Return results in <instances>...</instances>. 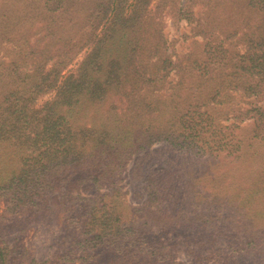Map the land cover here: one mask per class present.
<instances>
[{
    "label": "rangeland",
    "instance_id": "obj_1",
    "mask_svg": "<svg viewBox=\"0 0 264 264\" xmlns=\"http://www.w3.org/2000/svg\"><path fill=\"white\" fill-rule=\"evenodd\" d=\"M98 6L104 7L99 10ZM115 20H127L131 25L140 23L148 42L144 44L146 51L154 27L158 28L166 39L161 50L172 61L183 60L193 53L198 58L193 68L197 75L208 69L209 74L227 75L218 97L229 96L227 101L211 100L196 108L195 118L200 117L204 126L195 140L184 145L156 141L134 153L116 172L113 181L109 180L120 189L122 205L128 211V218H124L136 216L135 223L147 218L156 220L142 227L162 231L163 238L175 239L177 244L173 247L166 242L165 249L173 247L175 259L184 264H235L234 260L238 264H262L264 138L254 136L256 127L252 121L255 115L264 120L263 114L254 113L256 108H264V82L260 84L263 91L258 97L244 89L264 79V47L255 42L264 37V0H0V57L5 64L9 63L11 52L22 43V34L30 42L41 40L45 33H40L42 26L50 33L43 38L61 34L65 38L76 32L79 38L87 33H100ZM57 29L61 31L56 33ZM82 32L86 34L81 36ZM82 47L76 52L71 50L75 53L58 68L55 86L38 94L34 106L52 99L63 77L73 72L87 54L88 47ZM55 52L61 57L65 55L60 49ZM243 54L255 55L260 62L247 75L248 80L239 81L230 73L236 69L233 62L240 61ZM56 56L52 59L56 60ZM53 61L47 62L46 69L52 67ZM18 63V69H33L31 63L22 65L26 63L23 60ZM182 66L187 67L185 63ZM168 69L170 73L162 87L165 91L176 77L172 63ZM150 181L153 189L163 195L161 201L153 204L147 202ZM107 190L106 184L97 187L85 181L66 198L62 189L48 191L45 211L28 207L13 212L0 197V247L4 257H0V264H13L8 259L12 249L17 261L14 264H26L32 258L36 264L42 261L47 264L58 260L60 252L68 246V239L75 241L77 248L80 239L75 237L83 236V228H88V224H83V228L75 226L71 210L74 200L95 197L100 206L103 197L98 194ZM244 231L260 234L253 243L248 244L247 240L243 251H238L242 246L236 240L228 243L227 236L233 233L242 239ZM187 233L193 235L189 242L209 233L212 237L208 240L215 242L208 249L194 251V247L185 243ZM106 249L105 246L96 249L100 255L95 258L104 260L102 264H112V252ZM196 253L208 258L196 259Z\"/></svg>",
    "mask_w": 264,
    "mask_h": 264
},
{
    "label": "trees",
    "instance_id": "obj_2",
    "mask_svg": "<svg viewBox=\"0 0 264 264\" xmlns=\"http://www.w3.org/2000/svg\"><path fill=\"white\" fill-rule=\"evenodd\" d=\"M98 7L101 10L104 6ZM39 28L40 33L45 31L41 40L30 42L22 34V43L11 52L9 63L5 64L0 57L1 199L13 212L28 207L45 211L48 191L62 189L66 198L82 182L97 187L106 184L108 190L98 194L103 197L100 206L95 197H74L73 222L82 228L83 224H88V228H83V236L75 237L80 239L77 248L75 241L68 239V246L60 252L58 260L47 264H102L104 260L95 258L100 255L95 252L100 246L112 252V264L128 261L130 264H184L173 255L175 239L163 238L160 236L162 231L153 232L142 227L156 220L147 218L135 223L136 216L129 220L124 218H128V211L122 205L119 187L112 181L134 153L156 141L184 145L195 140L204 126L200 117L195 118L196 108L211 100H228L229 96L218 97L227 75L209 74V69L203 71V75H197L193 68L197 66L198 58L193 53L183 60L172 61L170 55L161 50L166 39L156 27L147 51L144 44L148 42L140 30V23L131 25L127 20H115L100 33H87L79 38L77 32L65 38L62 34L52 39L43 38L50 33L46 26ZM200 30L204 31L202 27ZM85 34L80 33L81 36ZM255 42L264 47V37ZM82 46L88 47V51L78 67L63 77L50 101L34 106L38 94L55 86L58 68ZM57 49L65 55L61 57L55 52ZM71 50L75 52L72 54ZM20 60L26 62L22 65L31 63L33 69H18ZM51 60H54L52 67L46 69ZM259 62L255 55L243 54L240 61L233 62L236 69L230 74L233 79L248 80L247 75ZM171 63L176 69V77L165 91L162 87L166 84ZM182 63L187 67L184 68ZM186 82L189 83L187 86ZM259 82L249 84L244 90L258 97L263 91L260 84L264 79ZM256 112L264 115V108L258 107ZM261 117L255 115L252 123L256 127L254 136L264 138ZM99 178L105 181H99ZM151 183L148 182L147 202L153 204L161 201L163 195L157 193ZM258 234L244 231L239 239V235L230 233L228 243L236 240L242 246L238 251H243L247 240L248 244L253 243ZM192 236L187 233L184 240L187 246L194 247V251L208 249L215 242V239L208 240L212 237L210 233L189 242ZM166 242L173 247L165 249ZM12 251L8 259L14 264L16 254ZM209 255L213 259L212 252ZM134 257H139V261L133 260ZM195 258L204 260L208 257L196 253ZM262 261L264 264V254ZM35 262L32 258L26 264ZM234 262L238 264L236 260Z\"/></svg>",
    "mask_w": 264,
    "mask_h": 264
}]
</instances>
